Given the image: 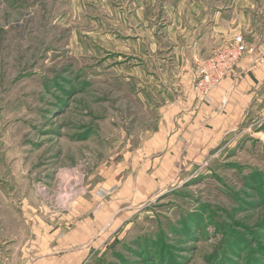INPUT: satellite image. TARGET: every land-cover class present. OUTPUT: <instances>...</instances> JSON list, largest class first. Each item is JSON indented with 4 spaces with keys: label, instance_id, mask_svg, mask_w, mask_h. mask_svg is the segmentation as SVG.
Instances as JSON below:
<instances>
[{
    "label": "rangeland",
    "instance_id": "1",
    "mask_svg": "<svg viewBox=\"0 0 264 264\" xmlns=\"http://www.w3.org/2000/svg\"><path fill=\"white\" fill-rule=\"evenodd\" d=\"M144 5L0 0V264L62 262L63 235L72 264H264V110L162 176L173 81Z\"/></svg>",
    "mask_w": 264,
    "mask_h": 264
},
{
    "label": "crops",
    "instance_id": "2",
    "mask_svg": "<svg viewBox=\"0 0 264 264\" xmlns=\"http://www.w3.org/2000/svg\"><path fill=\"white\" fill-rule=\"evenodd\" d=\"M145 1L144 11L157 4L164 20L162 31L166 38L161 39L155 48L160 58L169 64L165 78L173 81L171 87L160 89L157 99L153 98L161 112L156 125L160 130L155 137H159L161 145L169 136L172 137L168 150L162 152L163 169H159L160 174L167 177L177 169L174 162L180 157L184 145L189 148L187 157L193 160V153L198 151L200 143H215L216 135L221 137L225 129L231 132L238 128L247 115L258 108L260 113L264 110V0ZM237 34H242L256 52L244 56L219 87L211 92L209 102L203 103L194 91L196 64L208 57L217 45L232 40ZM146 150L144 153L148 154V146ZM129 183L127 187L131 190L132 182ZM97 232L96 228L95 237H98ZM60 240L65 246L62 254L65 258L57 264H72V237L63 235ZM47 249L50 253L29 256L27 260L23 258L26 250L22 249L19 260L22 264H54L50 256L56 255L52 250L57 248ZM81 250L78 255L83 254Z\"/></svg>",
    "mask_w": 264,
    "mask_h": 264
},
{
    "label": "built area",
    "instance_id": "3",
    "mask_svg": "<svg viewBox=\"0 0 264 264\" xmlns=\"http://www.w3.org/2000/svg\"><path fill=\"white\" fill-rule=\"evenodd\" d=\"M255 47L242 34L216 47L212 54L200 62L196 71L194 89L199 96H208L247 54L255 53ZM206 96V97H207Z\"/></svg>",
    "mask_w": 264,
    "mask_h": 264
}]
</instances>
